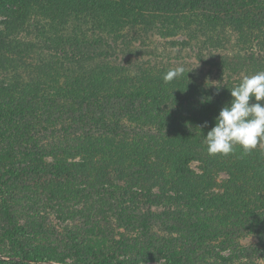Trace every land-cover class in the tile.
<instances>
[{
  "label": "rangeland",
  "instance_id": "rangeland-1",
  "mask_svg": "<svg viewBox=\"0 0 264 264\" xmlns=\"http://www.w3.org/2000/svg\"><path fill=\"white\" fill-rule=\"evenodd\" d=\"M147 1L144 0L145 4L153 7L150 11L158 12L146 11V21L127 18L102 32L114 45H147L144 58H130L134 65L152 60L148 69H153V76L179 66L184 69L180 76L202 70L197 81L220 90L237 86L245 76L264 71V26H259L262 19L257 15L262 10L264 17V0ZM6 6L0 9V40H7L12 34L35 40L48 25L38 5H32L26 23L17 14V3L8 2ZM165 9L173 10L170 17L163 15ZM242 13L249 17H240ZM149 22L157 29L149 32ZM118 25L122 28H116ZM199 45L209 48L215 56L208 49L198 55ZM103 47L83 44L73 51L87 55ZM5 55L20 67L18 72L11 69L10 74L21 78L5 80L11 85L10 92L4 93L0 87L1 261H23L13 254L18 248L12 244L10 234L14 225H21L27 228L23 232L25 241L35 236L40 250L52 252L51 260H28L31 264H82L86 250L93 248L100 250L97 255L113 263L121 259L126 261L124 264H264V231H237L224 208L227 204L217 203V199L227 198V186L232 180L227 170L216 171L195 189L204 200L192 192L187 194L186 182H180L184 186L164 188L152 180L136 186L132 180L134 168L129 167L130 175L125 177L112 172L108 180L100 182L86 183L80 177L67 180L64 187H68V192L62 197L40 186L36 176L43 165L50 169L56 162H79L85 156L67 150L71 135L62 134L58 124L66 128L69 120H44L46 106L53 108L54 116L57 112L51 98L42 99V92L31 84L44 80L46 73V69L37 68L35 55ZM213 58L215 65L210 63ZM191 85L195 87V83ZM130 137L134 140L130 135L116 139L127 143L125 139ZM95 157L98 155L92 159ZM188 166L194 175L205 173L199 160L190 161ZM52 170L55 172V168ZM171 180L166 179V183ZM80 209L85 218L77 214ZM258 222L260 226L264 223L260 219ZM170 255L174 256L171 262Z\"/></svg>",
  "mask_w": 264,
  "mask_h": 264
},
{
  "label": "trees",
  "instance_id": "trees-1",
  "mask_svg": "<svg viewBox=\"0 0 264 264\" xmlns=\"http://www.w3.org/2000/svg\"><path fill=\"white\" fill-rule=\"evenodd\" d=\"M8 2L19 5L17 14L24 23L28 22L33 4L38 5L49 22L40 34L41 38L39 36L32 40L12 34L11 38L0 40V54L4 51L0 55L1 90L10 92L11 85L5 82L6 79L21 78L20 75L10 74L11 69L18 72L20 67L11 62L5 53L35 55L37 68L46 69V73L43 74L44 80L39 79L31 84L35 90L42 92V99L48 101L51 98L57 108V116H54L51 113L53 108L46 106L45 114L42 113L44 120H69L66 128L62 127L64 124H58L62 134L71 135L72 143L67 150L85 156L79 162H56L50 165V169L43 165L36 176L40 186L62 197L68 192V187H64L67 180L71 182L73 178L80 177L86 183L100 182L108 180L112 172L118 177H125L130 175L129 167L134 168L132 180L136 186L152 180L164 188L182 186L180 182H186L189 184L186 188L183 185L186 193L192 192V195H199L204 200L195 189L203 181L207 182L216 171L227 170L232 175L227 186V198L217 199V203L227 204L224 208L228 209L227 216L237 226V231H253L254 228L264 231V143L248 154H244L237 145L229 155H209L205 144V136L214 126V118L221 108L230 101V89L233 87L217 91L216 87L205 85V81L198 82L202 70L198 74L190 73L189 76H179L165 82L163 76L168 71L153 76V69H148L152 60L135 65L130 60L133 56L138 60L144 58L146 44L132 47L123 42L114 45L102 35L104 30L112 29V25L120 24L127 18L138 17L139 22L146 21V11H158H150L153 7H148L144 0H0V9H6ZM172 11L165 9L163 15L170 17ZM11 12L15 14L16 11ZM257 15L262 19L259 26L263 27V11L259 10ZM240 17L249 16L242 13ZM117 27L122 28L121 25ZM146 27L151 28L149 32L157 29L150 22ZM83 44L104 45V49L87 55L73 51ZM197 47L198 55L208 49L209 54L215 56L209 48ZM210 63L217 64L214 58ZM123 66L129 69L126 71ZM192 83H195V87ZM50 108L51 111L47 112ZM131 122L132 125L129 124ZM205 122L207 127L203 126ZM122 135L134 136V140L130 137L125 139L126 143L116 139ZM58 140L60 142V138ZM94 155L98 157L92 159ZM192 160L202 162L203 176L192 174L188 166ZM166 179L172 180L166 183ZM6 206L10 213L9 205ZM77 214L85 218L83 209ZM258 219L263 223L261 226ZM13 230L10 231L12 244L18 248L13 254L19 255L23 261L0 260L1 264H31L27 261H48L53 258L51 251L40 250L35 236L32 240L23 239L26 227L14 225ZM86 251L82 264L126 263L121 259L116 263L107 261L97 255L100 251L97 248ZM168 259L171 262L174 256L170 255Z\"/></svg>",
  "mask_w": 264,
  "mask_h": 264
},
{
  "label": "clouds",
  "instance_id": "clouds-1",
  "mask_svg": "<svg viewBox=\"0 0 264 264\" xmlns=\"http://www.w3.org/2000/svg\"><path fill=\"white\" fill-rule=\"evenodd\" d=\"M183 72L182 66L170 69L163 80L170 82ZM230 96L205 136L209 155H229L237 145L248 154L264 143V71L245 76L230 89Z\"/></svg>",
  "mask_w": 264,
  "mask_h": 264
}]
</instances>
